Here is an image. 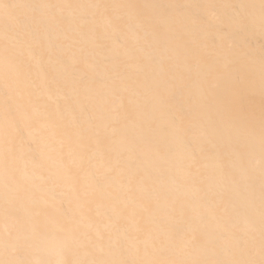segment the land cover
Wrapping results in <instances>:
<instances>
[{"label": "bare ground", "instance_id": "obj_1", "mask_svg": "<svg viewBox=\"0 0 264 264\" xmlns=\"http://www.w3.org/2000/svg\"><path fill=\"white\" fill-rule=\"evenodd\" d=\"M0 264H264V0H0Z\"/></svg>", "mask_w": 264, "mask_h": 264}]
</instances>
